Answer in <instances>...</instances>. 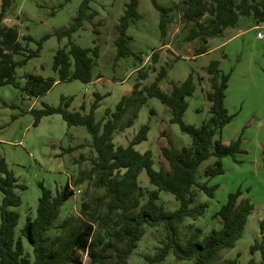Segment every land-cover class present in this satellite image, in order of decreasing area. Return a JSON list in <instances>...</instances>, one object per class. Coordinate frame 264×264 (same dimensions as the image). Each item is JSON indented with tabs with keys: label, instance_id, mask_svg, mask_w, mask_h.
Listing matches in <instances>:
<instances>
[{
	"label": "rangeland",
	"instance_id": "rangeland-1",
	"mask_svg": "<svg viewBox=\"0 0 264 264\" xmlns=\"http://www.w3.org/2000/svg\"><path fill=\"white\" fill-rule=\"evenodd\" d=\"M83 1L11 0L3 23L17 26L22 43L37 49L38 41L45 34H53L73 22ZM129 1L91 0V10L97 12L94 21H86L73 34L72 41L82 47H93L95 43L100 45L101 54L95 61L93 82L84 83L78 79L58 81L51 90L38 98L23 96L22 91L11 84L0 86V154L19 182L27 186L25 189H18L22 203L16 208L20 213L17 235H20L28 215L34 217L37 213L42 195L39 183L50 188L53 193L68 181L73 186L74 195L61 207L57 222L56 231L60 230L62 236H66L80 222V217L84 218L82 203L89 201L95 206L97 196L103 193V189L95 186L94 177L77 182L84 176L82 172L91 168L92 159L97 155L88 128L82 125L69 126L58 113L43 116L34 125L35 116L31 113V108L39 109L45 104L57 106L64 97L69 101V111L89 113L100 94L102 98L94 115L97 121L107 120V111H114L122 96L129 94L136 82L143 85L152 83L161 68L165 67L168 73L159 82V86L166 92L172 89L173 82L180 84L190 73L194 74L197 88L187 98L189 105L184 113V121L201 126L210 117L211 105L207 98V92L211 90L210 75L205 67L212 60H218L225 73L231 72L226 106L231 114H235L233 120L223 128L221 137L229 142L241 137V146L246 152L221 159L224 173L209 180V184L217 185L215 197L197 189L194 205L206 202L208 206L202 216L187 218L181 224L180 235L187 239L198 227L202 236L220 228L223 219L216 214L217 211L227 201L230 192L240 189L241 199L248 198L253 203L254 210L248 217L243 236L234 247L220 251L218 262L237 257L238 264H249L254 257L258 264L260 251L252 254L250 249L256 240L264 242L261 229L264 222V22H259L254 14L241 16L234 27L208 38L207 53L193 56L194 49L204 41L200 37L193 40L186 38L193 22L185 20L182 0H157L162 5L176 6L170 13L171 21L164 37L159 27L160 11L152 0H139L140 17L127 30V34L132 37L128 46L135 54L118 57L115 42L119 34L117 25ZM2 2L0 0V10ZM208 17L207 15L202 20L206 21ZM258 32H262V37H258ZM24 35H31L34 39L27 42ZM69 41L68 38L50 36L43 42L40 55L17 69V78L24 83L27 72L55 76L54 54L58 48L68 45ZM154 51L158 53L156 60L152 58ZM20 57L18 55L16 58ZM141 68L147 72L144 79L139 71ZM134 110L133 108L127 113L121 129L115 132V144L127 145L144 124H149L148 138L135 147L140 152L153 151L156 169L169 168L168 161L161 155L160 146L165 145L168 138L172 146L180 150L192 144L191 136L183 132L178 123L171 122L170 108L157 97H148L139 107L134 123L124 128ZM162 132H166L163 137ZM215 160L216 157L213 156L201 164L198 170L201 181L207 180L204 170ZM139 184L144 188V203L148 199V191L156 188L145 169L140 172ZM1 199L0 192V201ZM158 203L166 210H174L180 204L175 195L168 191L160 192ZM68 216L71 217L68 226L61 228L62 220ZM165 239L163 225L146 226V232L129 256L127 264H149L148 257L159 252ZM25 243L32 252L26 240ZM83 264H90V258L86 254L83 255ZM155 264H192V261L180 260L170 251L163 261Z\"/></svg>",
	"mask_w": 264,
	"mask_h": 264
},
{
	"label": "trees",
	"instance_id": "trees-1",
	"mask_svg": "<svg viewBox=\"0 0 264 264\" xmlns=\"http://www.w3.org/2000/svg\"><path fill=\"white\" fill-rule=\"evenodd\" d=\"M10 1L3 0L0 10V86L11 84L19 88L23 96L38 98L51 90L58 81H93L95 61L101 54L100 45L95 43L93 47H82L72 41L73 34L81 29L86 21L93 22L97 15L96 11L91 10V0L81 3L78 15L68 27L53 34H45L38 41L37 49L22 43L17 26L3 23ZM152 1L161 13L159 27L164 37L171 21L170 13L176 6ZM182 3L185 20L193 22L186 38L193 40L200 37L204 41L194 49L193 56L207 53L208 38L234 27L241 16L254 14L259 22H264V0H182ZM138 4L139 0H130L117 25L119 34L115 42L118 46V57L135 54L128 46L132 37L127 34V30L140 17ZM207 15L208 19L203 21ZM52 35L70 40L68 45L58 48L54 54L53 70L56 75L43 76L27 72L22 83L16 76L17 69L31 58L39 56L43 42ZM24 39L28 42L34 38L24 35ZM18 55L21 56L19 59L16 58ZM157 57L158 53L154 51L153 60ZM205 68L210 75L211 90L207 92V98L211 105L210 117L201 126L184 121V113L189 105L187 98L192 96L197 88L194 74L190 73L180 84L173 82L172 89L166 92L159 86V82L168 73L165 67L161 68L152 83L143 85L136 82L132 91L122 96L116 109L107 111V120L97 121L94 115L102 98L100 94L97 95L89 113L69 111V101L64 97L57 106L45 104L39 109L31 108L30 111L35 116L34 125H37L43 116L58 113L69 126L82 125L88 128L97 155L92 159L91 168L83 171L84 176L77 182L94 177L95 186L103 189V193L97 196L95 206L89 201L82 203L84 218L80 217V222L73 226L66 236H62L60 230L56 231L57 222L61 207L74 195L73 186L68 181L53 193L50 188L39 183L42 195L39 198L37 213L34 217L28 215L18 236L16 228L20 213L16 208L22 203L18 189H25L27 186L19 182L6 159L0 154V264H83L84 254L90 258V264H127L129 256L144 236L146 226L159 225L164 226L166 239L159 252L153 257H148L149 264L163 261L170 251L176 258L190 260L192 264H238L237 257L219 263L218 256L223 249L234 247L237 240L243 236L248 217L254 210V205L248 198L241 199L240 189L230 192L227 201L217 211L216 214L223 219L220 228L202 236L198 227L187 239L180 235L181 224L187 218L196 219L202 216L208 206L206 202L194 205L197 189L215 197L217 185L209 184V180L224 173L221 159L246 152L241 146V137L230 142L221 137L223 128L235 117L226 106L231 72L225 73L218 60H212ZM139 71L142 78H146L145 69L141 68ZM148 97H157L168 106L172 114L171 122L178 123L182 131L192 138V144L180 150L175 149L168 138V142L160 146L161 155L168 161L169 168L156 169L153 151L140 152L135 147L148 138L149 124H144L127 145H116L114 141V134L121 129L127 113L135 109L124 128L134 123L139 107ZM162 133L161 137L166 135V132ZM213 156L216 157L215 162L204 170L207 180L201 181L199 167ZM143 169L146 170L151 183L156 186L148 191V199L144 203V188L139 184V175ZM161 191L174 194L180 202L179 207L166 210L161 206L158 203ZM101 208L103 209L100 210ZM70 220V216L65 217L61 228H66ZM261 229L264 233V222ZM25 240L32 252L27 249ZM250 250L252 254L259 250L261 255L258 264H264V242L256 240ZM249 264H257L254 257Z\"/></svg>",
	"mask_w": 264,
	"mask_h": 264
},
{
	"label": "built area",
	"instance_id": "built-area-1",
	"mask_svg": "<svg viewBox=\"0 0 264 264\" xmlns=\"http://www.w3.org/2000/svg\"><path fill=\"white\" fill-rule=\"evenodd\" d=\"M259 37H262V32H258V34H257Z\"/></svg>",
	"mask_w": 264,
	"mask_h": 264
},
{
	"label": "crops",
	"instance_id": "crops-1",
	"mask_svg": "<svg viewBox=\"0 0 264 264\" xmlns=\"http://www.w3.org/2000/svg\"><path fill=\"white\" fill-rule=\"evenodd\" d=\"M259 37V36H258ZM99 79H97V81H98ZM91 82H93V81H91Z\"/></svg>",
	"mask_w": 264,
	"mask_h": 264
}]
</instances>
